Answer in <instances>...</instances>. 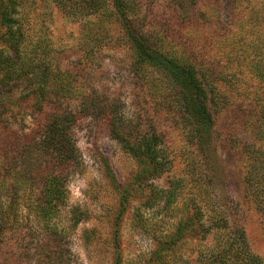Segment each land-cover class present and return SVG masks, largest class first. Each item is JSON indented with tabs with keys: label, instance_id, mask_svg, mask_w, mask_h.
Returning a JSON list of instances; mask_svg holds the SVG:
<instances>
[{
	"label": "rangeland",
	"instance_id": "1",
	"mask_svg": "<svg viewBox=\"0 0 264 264\" xmlns=\"http://www.w3.org/2000/svg\"><path fill=\"white\" fill-rule=\"evenodd\" d=\"M135 1L134 15L142 30L152 33L164 47L185 50L213 67L234 70L238 62L243 64V44L264 45V0ZM31 2L30 31L51 39L59 66L71 71L85 93L96 90L104 102L116 104L133 138L156 133L172 160L170 171L148 182V166L114 137L106 115L82 118L77 127L82 162L70 175L66 199L53 218L68 236L75 264L208 263L211 235L196 227L193 206L181 197L169 206L165 200L148 205L154 189L172 187L194 164L207 174L216 204L228 208L232 223L245 228L251 249L264 259V209L246 196L244 181L246 150L255 141L248 122L254 102L235 98L219 110L212 142L199 148L186 134L179 106L160 103L145 84L144 65L125 25L115 19L106 23L110 34L95 43L97 58L90 61L82 37L84 20L68 18L49 0ZM157 72L166 73L163 69ZM257 81L254 77L253 82ZM25 101L18 91L11 97V110L4 115V122L24 135L38 123V116ZM83 101L82 97L68 98L63 106L78 111ZM2 149L0 164L7 159ZM21 192L22 235L16 236L15 228L0 233V264H36L38 255L32 246L38 236L33 242L29 229L39 230L40 225L30 202L40 190L31 191L28 186Z\"/></svg>",
	"mask_w": 264,
	"mask_h": 264
},
{
	"label": "trees",
	"instance_id": "2",
	"mask_svg": "<svg viewBox=\"0 0 264 264\" xmlns=\"http://www.w3.org/2000/svg\"><path fill=\"white\" fill-rule=\"evenodd\" d=\"M31 1L34 0H0V147L7 157L0 164V233L15 228L13 232L21 237V191L28 186L31 191L39 188L37 199L30 202L40 225L39 230L29 229L33 242L38 236L32 246L38 255L36 264H75L68 236L53 218L66 199L70 175L82 162L77 145V127L82 118L89 114L106 115L114 137L148 166V182L170 171L172 160L161 148L156 133L133 138L116 104L104 102L96 90L85 93L75 83L71 71L59 66L51 39L30 31ZM49 2L62 9L68 18L84 20L86 29L82 37L90 61L97 58L95 43L110 34L106 23L115 19L125 25L144 65L145 84L160 103L179 106L186 134L199 148L212 142L219 110L235 98L254 102L248 122L255 131V141L246 150L244 181L246 196L264 209V45L251 41L248 51L243 44V64L238 62L234 70L229 66L217 68L185 50L164 47L152 33L142 30L134 15L138 6L135 0ZM158 69L166 73L160 75ZM253 76L258 84L253 82ZM18 91L38 116V123L25 135L4 122L5 113L11 110V97ZM81 97L84 103L80 110H67L63 106V100ZM209 182L202 167L194 164L188 175L176 178L172 187L154 189L148 205L165 200L169 206L181 197L184 203L193 206L196 227L211 235L209 261L205 264H264V259L251 249L245 228L232 223L228 208L216 204L209 192ZM212 201L214 204H210Z\"/></svg>",
	"mask_w": 264,
	"mask_h": 264
}]
</instances>
